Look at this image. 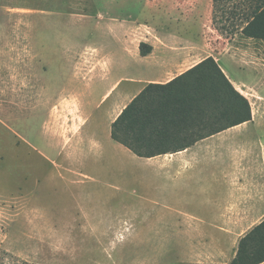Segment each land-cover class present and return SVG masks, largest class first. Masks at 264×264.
Here are the masks:
<instances>
[{
	"label": "rangeland",
	"instance_id": "rangeland-1",
	"mask_svg": "<svg viewBox=\"0 0 264 264\" xmlns=\"http://www.w3.org/2000/svg\"><path fill=\"white\" fill-rule=\"evenodd\" d=\"M253 3L0 0V264H227L235 256L264 220V41L240 32ZM142 42L154 46L150 57L169 49L185 68L214 58L250 104L252 124L229 135L239 155L228 170L240 178L222 210L227 223L212 226L226 237L179 241L177 227L130 208L141 168L111 140L110 124L136 94L139 85L123 95L144 68ZM241 191L245 209H233Z\"/></svg>",
	"mask_w": 264,
	"mask_h": 264
},
{
	"label": "trees",
	"instance_id": "trees-1",
	"mask_svg": "<svg viewBox=\"0 0 264 264\" xmlns=\"http://www.w3.org/2000/svg\"><path fill=\"white\" fill-rule=\"evenodd\" d=\"M240 32L264 41V0L248 7ZM141 57L152 47L140 43ZM251 121L248 100L207 57L164 85L149 84L110 124V138L139 158L183 151L197 141ZM264 263V220L237 244L227 264Z\"/></svg>",
	"mask_w": 264,
	"mask_h": 264
},
{
	"label": "crops",
	"instance_id": "crops-1",
	"mask_svg": "<svg viewBox=\"0 0 264 264\" xmlns=\"http://www.w3.org/2000/svg\"><path fill=\"white\" fill-rule=\"evenodd\" d=\"M152 53L142 57L144 68H141L140 79L128 82L130 85L123 95L129 96L134 92L136 94L127 104L147 85L167 84L195 66L185 68L180 57L169 49L163 58H152L150 57ZM136 85H139L138 88ZM132 88H136L135 91L128 92L133 90ZM251 124L252 121L240 124L201 139L183 151L152 158H139L123 147L130 153L128 158L138 163L141 168L139 173L132 175L136 189L133 192L135 198L130 201V208L138 207L144 210L145 214L155 216L158 220L157 225L170 224L177 227L178 232L173 233L172 237H177L179 241H185L184 237H201V240H204V237H226L212 226L227 223L222 220V210L228 209L229 190L234 184L237 186L232 179L240 178L234 171L231 173L228 170L229 160H234L239 155L237 148H231L238 146L239 141L229 135L231 136L238 128ZM237 184L242 183L237 180ZM239 194L241 198L231 207L244 210L242 191ZM237 224L244 225V222ZM188 227H194L195 232H190ZM219 243L220 251L224 244L222 241Z\"/></svg>",
	"mask_w": 264,
	"mask_h": 264
}]
</instances>
